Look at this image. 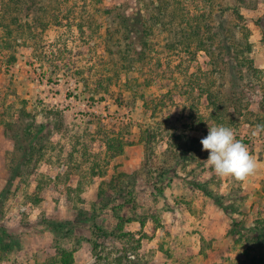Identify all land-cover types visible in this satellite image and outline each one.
Wrapping results in <instances>:
<instances>
[{"label": "rangeland", "instance_id": "1", "mask_svg": "<svg viewBox=\"0 0 264 264\" xmlns=\"http://www.w3.org/2000/svg\"><path fill=\"white\" fill-rule=\"evenodd\" d=\"M227 2L172 0L175 25L148 34L136 29L127 67L121 33L109 41V30L119 12L151 11L150 0H0V122H33V142L41 140L35 172L11 173L15 145L0 123V264H55L58 236L50 224L66 219L83 236L76 264H97L88 241L94 222L114 229L120 217L125 231L148 237L115 264H256L263 250L252 238L256 227L264 230V126L213 119L202 91L211 59L177 33L182 16L211 17L212 6ZM242 11L250 56L264 70V0ZM139 48L145 57L132 60ZM251 109L259 111L256 103ZM118 132L129 143L112 157L106 137ZM184 138L188 156L170 159L171 171L156 175L170 142L185 145ZM122 173L141 175L127 187L135 189L132 205L86 219L82 211L93 212L99 188ZM202 238L220 250L214 262L200 253ZM62 246L73 249L74 241ZM109 246L113 258L125 254L122 245Z\"/></svg>", "mask_w": 264, "mask_h": 264}, {"label": "trees", "instance_id": "2", "mask_svg": "<svg viewBox=\"0 0 264 264\" xmlns=\"http://www.w3.org/2000/svg\"><path fill=\"white\" fill-rule=\"evenodd\" d=\"M15 1L16 3L18 2V0ZM150 1L153 5L152 10L140 14L138 17L135 14L119 12L117 14L119 19L116 17L114 19V22H118L116 30H109V41H113L116 34L121 33L120 42L119 40L118 42L120 44L125 42L126 47L124 46L119 52L127 67L131 65V57L129 56L132 52L131 43L128 41L136 33V29L139 32L145 31L148 34L157 26H165L166 23L168 25H175V21L173 20L176 18V11L172 0ZM260 1L229 0L227 4L222 3L217 5V7L212 6L210 8L211 17L210 14L205 12L194 17L184 15L179 26L180 32H177L178 35L183 37L181 41L187 40L188 47L192 43H196L210 57L211 70L206 74L208 84L202 88V91L206 92L209 103L214 109V113L212 114L213 119L224 126L227 125V122L233 125L242 121L264 126V70L258 68L250 56L253 51V44L250 40L251 30L247 18L242 11L243 8L255 9ZM112 11V8H108L109 13ZM146 43L147 41L143 42L144 45ZM144 49H137L139 57L132 58V60L143 59L145 57ZM110 51H112L111 47ZM15 60V56H11V61L14 62ZM214 85H216L217 91L211 90L210 87H214ZM252 103L258 105V112L251 109ZM22 113L25 117L31 115L26 112L25 108L22 109ZM2 123L3 131L12 137L15 145V150L12 152L10 158L11 166L9 168L11 173L20 176L31 175L35 172L36 163L41 157L39 154L40 138L33 142L36 136L33 132L35 130L34 123L27 122V126H25L23 119H19L16 122L3 121ZM122 135L123 133L118 132L106 137L107 148L112 157L121 155L129 143ZM145 139L146 149L151 151V139L148 137ZM185 141V145L179 142H170V147L166 151V154H168L164 158V163L160 166L159 172L156 175H165L171 171L170 159L174 158V161H177L181 156H188L191 151L188 146L189 140L187 141L186 139ZM16 162H20L22 166L15 168L14 163ZM139 175L137 173L131 175L125 173L113 175L107 182L106 187L101 186L99 188L97 200L93 205V212L90 210L88 212L82 211V213L89 214L86 216V219L95 221L99 216L98 213L108 210L111 206L113 207V211L117 212L124 206L132 205L135 189L128 190L127 187H131L132 178L138 179L141 177ZM36 200L40 201L39 199ZM138 219L141 227L148 221L146 216L139 217ZM155 219L156 222H160L157 218ZM123 221H125L124 218L120 217V224L114 229L103 228L94 222L96 229L93 230L92 235L87 239L92 245V251L97 256V264L101 261H104V264H115L116 261L117 263H121L122 260L128 257L126 253L137 252L141 247L142 240L148 237V234L137 236L138 232L125 231L123 229ZM50 225L55 228L56 237L58 236V258H56L55 264H76L74 253L81 246L83 236L75 235V221L66 219L60 225H55L53 222ZM66 226L67 228L69 226L68 230H64ZM262 230L263 228L256 227V231H258L257 236L252 238L263 249L259 256L254 257L256 264L264 263V230ZM66 241H74L73 249H66L62 246L63 242ZM110 243L112 245L114 243L122 245L125 254L113 258V251H111L113 249H110ZM200 251L212 262L220 256V250L212 248L211 243H206L204 238H202Z\"/></svg>", "mask_w": 264, "mask_h": 264}]
</instances>
